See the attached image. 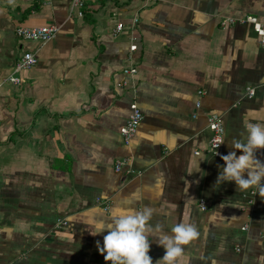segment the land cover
<instances>
[{"label": "crops", "instance_id": "crops-1", "mask_svg": "<svg viewBox=\"0 0 264 264\" xmlns=\"http://www.w3.org/2000/svg\"><path fill=\"white\" fill-rule=\"evenodd\" d=\"M73 1L0 0V264H106L95 223L145 206L165 233L200 230L179 264H264V196L217 184L224 161L208 128L222 113V155L239 156L233 138L264 125V46L251 25L221 24L264 22V0ZM49 26L58 33L45 44L16 35ZM25 52L38 62L15 86L5 80ZM134 103L143 120L126 146ZM157 241L153 264L165 254Z\"/></svg>", "mask_w": 264, "mask_h": 264}, {"label": "clouds", "instance_id": "clouds-1", "mask_svg": "<svg viewBox=\"0 0 264 264\" xmlns=\"http://www.w3.org/2000/svg\"><path fill=\"white\" fill-rule=\"evenodd\" d=\"M212 115L219 117L222 113L214 111ZM242 135L243 140L233 138L230 143V147L242 154L237 156L236 151H231L221 156L224 165L217 177V184L235 182L239 191L254 187L260 196H264V162L257 158V152L264 150V125L250 123ZM223 143L224 138L221 137L215 148ZM153 215L154 209L145 206L141 210L114 211L110 223L105 220L95 223L92 235L107 231L103 245L97 241V248L106 264H153L149 255L150 237L158 238V245L165 250L156 264H179L184 246L199 238L200 230L194 223L181 222L174 224L171 234H168L161 224L155 227L150 224Z\"/></svg>", "mask_w": 264, "mask_h": 264}, {"label": "built area", "instance_id": "built-area-1", "mask_svg": "<svg viewBox=\"0 0 264 264\" xmlns=\"http://www.w3.org/2000/svg\"><path fill=\"white\" fill-rule=\"evenodd\" d=\"M83 2L82 0H74L72 4V9L75 8H82ZM83 12L79 11L78 16L83 17ZM221 24L223 26L228 25H251L253 27L254 32L258 35L260 38V43L262 46H264V22H261L256 16L253 15H246L241 18H224L221 21ZM117 31H120L122 29V24H119L117 26ZM58 33V28L56 26H49V27H18L16 29V35L18 38L22 40H30V41H37L42 44H45L52 39L56 37ZM136 50V46H131V51ZM38 62V59L36 57L35 53L32 52H25L23 56L19 59L16 65L15 72L8 77L5 81L13 84V85H19L21 80L19 77V73L24 70H28L30 68H33ZM136 68L127 69L125 70V73H136ZM255 94L254 89H249L248 96L253 97ZM199 95H202V92H199ZM201 104L200 102H197V108H200ZM143 120V114L137 104L131 105V113L121 129V135L123 137L124 144L126 146L130 145L133 137L135 136L141 122ZM208 128L211 131V137L209 140V152L216 156L221 157L222 156V145L221 144L217 149L215 148V144L219 142V139L221 137L224 138V126H223V120L222 117H214L213 115L209 116L208 120ZM128 163V159H122L116 161L115 169L117 172L121 171L122 167ZM97 202L101 203L105 210H108L110 207V201H101L100 199H97ZM200 205L202 209H206L205 201H201ZM60 225H66V221H60Z\"/></svg>", "mask_w": 264, "mask_h": 264}]
</instances>
